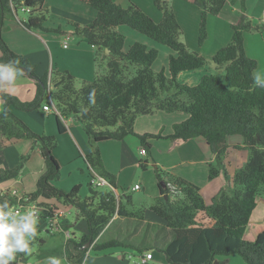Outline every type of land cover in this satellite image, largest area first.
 <instances>
[{
	"label": "trees",
	"instance_id": "16d2710c",
	"mask_svg": "<svg viewBox=\"0 0 264 264\" xmlns=\"http://www.w3.org/2000/svg\"><path fill=\"white\" fill-rule=\"evenodd\" d=\"M80 1L93 9L96 16L87 25L72 23V34L93 47L96 57L100 53L106 58V74L96 76L91 82H83L76 89L75 79L69 72L36 75L34 66L14 53L2 38L5 17L18 12L21 5L30 8L26 21L21 22L24 28L63 34L59 29L44 27L48 19L47 10L43 8L44 0H0V76L19 72L34 80L36 87L31 102H21L0 92L3 101L0 150L6 143L30 142V147L19 157L14 168L0 170V185L18 177L37 147L45 169L36 181L35 190L25 197L28 202L57 200L64 207L75 208L77 219L85 222L87 233L80 238L72 235L65 241L61 234L56 235L59 245L54 256L63 264H88L85 257L89 248L94 252L113 248L135 249L133 245L115 239L92 243L114 216L132 217L144 212L143 209L135 213L127 210L131 205V193H125L116 177L104 169L97 144L134 136L145 150L146 158L151 148L150 139H169L173 145L188 140L204 141L214 156V165L208 164L207 180L215 179L220 173L225 180V186L208 205L204 203L198 186L155 167L158 196L149 210L173 234L163 250L166 262L213 264L219 256L237 255L245 264H264V213L262 223L247 232L257 203H264V197L260 196L262 190L264 192V82L254 81L257 62L246 55L244 48V33L259 31L264 25L254 24L246 16L244 0H240L238 20L229 23V43L211 58L216 74H205L192 86L179 83L178 75L204 68L207 62L178 40L181 27L167 1H154L161 14L158 23L135 5L122 8L113 0ZM182 1L198 8L197 45L202 47L207 39V17L220 15L224 0ZM122 26L169 48L174 55L168 59L167 70L152 72L157 52L144 45L134 43L124 52V36L117 32ZM105 50L109 51L107 56L103 54ZM126 65L137 67L135 76L130 79L124 76ZM48 95L59 112V116H55L58 134L65 132L61 118L71 117L80 123L92 147L84 158L85 162L107 181L111 189L96 191L89 182V196L81 199L79 185L73 186L69 192L53 185L59 177V166L52 156L55 137L34 132L11 111V108L37 110L43 99L48 100ZM158 111L179 112L187 118L174 124L172 134L167 137L134 133L137 117ZM232 135L242 137V145L233 149L247 152V160L239 169L229 172L223 161L229 149L227 137ZM146 166V159L139 164L142 170ZM112 189H120L122 195L117 198ZM21 199L18 200L9 190L0 193V222L11 208L23 202ZM39 206L49 213L60 210L46 203ZM87 243L89 245L85 248ZM24 254L17 249L11 253L14 259L9 261L27 264L29 257Z\"/></svg>",
	"mask_w": 264,
	"mask_h": 264
},
{
	"label": "crops",
	"instance_id": "0c3cea01",
	"mask_svg": "<svg viewBox=\"0 0 264 264\" xmlns=\"http://www.w3.org/2000/svg\"><path fill=\"white\" fill-rule=\"evenodd\" d=\"M47 1L48 0H44L43 2L44 8L48 4ZM59 1L60 0L51 1L53 5V10L56 11L55 6L57 3H59ZM154 1L155 0H133V3H131V1L129 0H113L114 3L121 6L122 8H128L130 5H135L141 11L147 13L146 15H148L153 21H155L154 17L160 20V14L158 12L156 13V11H153L154 9L152 8V3H154ZM232 1L233 0H224V6L222 8V11L220 15L216 16L217 18H221L223 22L226 21L228 26L229 23L236 22L239 17L240 7L239 5L237 6V2L233 3ZM245 2L247 6L246 12L249 17L256 18L260 16L258 20L264 21V0H245ZM63 5L65 9H61L59 13H65L66 18L68 17L69 21L72 23H76L80 26H83L91 23L95 19V11L88 7L86 4L82 3L80 0H63ZM181 8L185 12H187L189 21L192 20V24L195 23L196 18L198 21L199 12L197 11L198 9L194 7V5L184 2L183 7ZM145 9H148L149 13L146 12ZM47 10L49 12V8H47ZM18 12L28 15V13L22 11ZM18 12L9 14L5 17L2 28V38L14 53L21 55L34 66L36 75L42 76L43 74L47 73V69H50V67H52L53 69H56L57 72H69L74 77V79H79L80 81H82V83L93 81L94 77H96L94 76L95 67L99 64L100 57L103 55L99 53L96 57L95 49L89 46L83 39L73 35L72 32L66 34L64 33L65 35L48 32L50 34L45 33L42 35L38 32L39 30L30 31L24 28L21 22L26 21L27 17H20L18 15ZM174 14L181 29L184 28V24L182 23H186L185 18L178 16L176 12H174ZM46 28L55 29V26H48ZM129 30L130 31L125 30L119 32L120 30L118 31L117 29V32L123 35L125 38H132L133 43H137L138 39H136L132 33L134 31H132L131 29ZM197 33L198 24L195 25L194 37L196 43L194 45L190 42L188 44V47L190 49H193L192 51L198 53L202 58L204 57V55L212 58V56L225 45V42H223V40L218 41L214 48H212V50L206 51V43H204L202 47H198L196 40ZM52 34H58V36L55 37V35ZM64 45H66V47H64ZM204 51L206 52V54L204 53ZM103 54L107 56L105 51L103 52ZM103 60H106V58H103ZM201 69L195 71H188L186 73L187 75L184 72L180 73L179 75L182 76L185 74V76H187L186 79H188V81L190 80L191 76L198 75V77L201 78L203 75H205L202 74L203 71ZM254 72V81L256 83H259L255 80ZM198 77H194V80L192 82H187V84L193 86L196 83L197 79H200ZM0 92L14 96L21 102H30L35 97V81L27 78L19 72H15L6 76H0ZM42 106L39 110L42 112L45 118L43 123V133L46 135H55V133L57 132L55 116L57 115L52 111H43ZM2 107L3 101L0 100V111L2 110ZM12 109L13 108H11V111L15 116L21 119L33 131H35V126H33L28 121V114L19 113ZM51 115H53L54 122L50 121L49 119ZM186 118L187 116L185 114L179 112L165 113L158 111L150 115H143L137 117L133 125V131L137 135L151 134L167 137L172 134V126L176 123L184 121ZM64 120L65 119L61 118V122L65 128V132L62 134L57 133V135L58 137H65L71 145L75 144L80 157H82L85 162V156L89 154L92 150V147L89 146L88 138L85 135L82 127L77 126L71 117L68 118L70 122L68 124ZM107 142L109 141L101 142L99 144H106ZM113 142L118 144L112 145V147L118 148V153L114 152L113 156L110 158L111 160H108V158H104V149L99 148L101 153L100 156H102L101 159L104 169L108 173L116 177V182L125 190V193L141 192L143 190L141 183L133 182L134 175L136 173V167H139L140 162H142L143 158H145V155H142L140 153V150L142 148L140 147L139 140L134 136H127L120 141ZM226 142L229 149L223 163L227 165V170L231 172L235 169H239L244 164V162L240 161L238 157L237 159L239 161H235V154H240L241 152H243V150L237 151L233 149V147L236 145H242V137L239 135L228 136ZM149 144L151 145V148L153 146H156V148L158 149V154L151 153V164L155 167H160L161 170L167 173L183 178L188 182L198 186L200 190V195L202 196L203 201L206 205H208L210 203L211 198L215 196L219 192V190L225 186V180L222 173H220L218 177L211 181L207 180L208 164L214 165V156L211 154L209 147L204 141L188 140L184 143L173 145L169 139L161 138L160 140L153 139L149 142ZM29 147L30 143L25 140L13 143H6L2 151L0 150V170L14 168L19 162V157L23 153H25ZM44 169V162L42 156L40 155L39 149L37 147H34L32 157L25 163L23 171L24 174L22 175V178L18 176L13 180L1 184L0 193L9 190L11 191L12 195H15L17 197V199H20L22 197L27 199V197L25 196L35 190L36 181L42 175ZM129 170H132V173H129ZM55 182H53V185L55 184ZM135 184H138L140 186V190H132V187ZM41 203L53 205L57 209H60L62 211L64 208H66L62 206L59 202L54 200L44 201L42 199H38L35 202L23 204V209H29L31 211H33L34 209L35 211L37 210L36 219H34L32 216H29L28 218L20 217L21 213L18 215L8 214L7 217H5L0 222V224H4L7 220H13L16 216L18 217L17 220L14 219V221L10 223H5L8 227L14 229L13 232L8 234L7 240L9 246L15 245L17 234H19L20 238L27 245V249H25L24 253H27V251L30 250L29 242L32 240V238L34 240L37 239V241H39V246L41 247V249H39V252L37 253L38 259L34 263L27 262V264H63L59 258L57 259L56 256H54V254L57 253L59 245V240L56 237V233L49 231V234H46V238L48 240L46 242L44 238H37L35 235L37 231L35 232L33 230L34 226L32 225V222L39 221L40 219H45V210L43 209V207L39 206ZM132 207L133 206L131 204L127 208V210L129 212L134 213V210H131ZM149 208L150 207L141 208L144 210L142 215L139 214L137 216L132 217L114 216L105 226L104 230L100 233V235L96 238V243L115 239L133 245L135 247V250L138 251V249L140 248L137 246L136 241L137 239L141 238L138 236L139 233L143 231L144 236L142 237H148L146 238V243H144L143 246L147 247V242L151 239L155 243L164 242L167 244L169 241L172 240L173 234L169 229L164 226V223L149 210ZM39 209L41 210V212L39 211ZM263 213L264 211L262 209L260 211V214L257 215V220H254L253 217H251L248 228L252 229L253 227L260 225L262 223L261 216L263 215ZM61 223L64 226H66L67 224L68 228L73 226V224L69 223L65 218L61 220ZM26 224L30 225L31 231H22L24 225ZM157 228L164 229V231L161 232L162 234L159 237L155 236V229ZM68 231L69 230H67V232ZM149 232H151V234H148ZM17 249L18 248H14L13 252ZM108 250H113L114 255L117 256V264H119V262L120 264H124L123 261L125 255H127L126 250L130 251L132 249L113 248ZM91 252L94 251L89 248L86 253L87 258H89ZM148 252H150V249L146 252H140L138 260L134 261L133 264H148L149 261H152L154 259L153 255L150 260H144V255ZM127 258L131 260L134 259L132 256H130V254ZM217 261L219 264H225L227 262L224 260ZM9 264L16 263L10 262Z\"/></svg>",
	"mask_w": 264,
	"mask_h": 264
},
{
	"label": "rangeland",
	"instance_id": "374dc122",
	"mask_svg": "<svg viewBox=\"0 0 264 264\" xmlns=\"http://www.w3.org/2000/svg\"><path fill=\"white\" fill-rule=\"evenodd\" d=\"M51 1H53V0H48L47 1L48 4L46 5V7L45 8L43 7L46 10H47V8H49V12L47 10V16H48L47 21L48 22L46 21V23H44V27L46 28L48 26H55V29H59L62 31L63 34H61V35H65L66 33L72 32V30H73L71 28L72 22L69 21L68 17L66 18L65 13H59V11L61 9H65L63 7L64 6L63 0H60L59 3L56 4V6H55L56 11L53 10V5H52ZM129 1H131V3H133V0H129ZM165 1H167L168 6L172 9L173 12H176L178 14V16L185 18L186 23H182V24H184V26L182 25L184 28L181 29V35L178 37V40L181 43H183L190 51H192L193 49H190L188 47V44L191 42L192 44L195 45V43H196L195 37H194L195 25L199 23V16H198V21L196 18L195 23L192 24V20L189 21V17H188L187 12H185L181 8L184 5V2L182 0H165ZM232 2L233 3L237 2L236 3L237 6L238 5H239V7L241 6L240 0H233ZM244 4H245V10H246L247 6H246L245 0H244ZM194 7H196V6H194ZM152 8L154 9L153 11H156V13L158 12V10L154 6V3H152ZM192 9H194V8H192ZM196 9H198V8L196 7ZM145 10H146V12L149 13L148 9H145ZM158 13L160 14V12H158ZM145 14H147V13H145ZM239 14H240V10H239ZM245 14L254 24H257V25L263 24L264 25V21L258 20V18H260V16L256 17V18L255 17L250 18L249 15L247 14V12H245ZM18 15L20 17H23V18L28 17L27 14H23L20 12H18ZM160 19H161V14H160ZM154 20H155L154 21L155 23H158L160 21L156 17H154ZM180 21H181V19H180ZM232 23H234V22H232ZM190 26H193V27H190ZM206 28H207V39L205 41L206 51L212 50V48H214V46L216 45V43L218 41L223 40V42H225L224 46H226L229 43L230 38H231V30H230L229 26L227 25L226 21L223 22V20L221 18H217V17L209 15L207 17ZM117 29H118V31L120 30L119 32L125 31V30L130 31L126 27H119ZM38 32L42 35L45 33H48V32H40V31H38ZM50 33H54V32H50ZM50 33H48V34H50ZM132 33H133L134 37L136 39H138L137 43L144 45L148 50H155L157 52V58L155 59V61L153 62L152 66H151L152 72L158 73L161 70L166 71L168 59L171 55H174V53L169 48H167L166 46L157 44V43L153 42L152 40H149L148 38H146L140 34H137L134 32H132ZM52 35H55V37L58 36V34H52ZM196 40H197V37H196ZM132 44H134L132 41V38H130V37L125 38L124 37L123 51L126 52ZM244 48H245L247 56H249V58H252L257 62V69L254 72L255 80L259 83L264 82V27L261 28L259 31H250V32L244 33ZM192 52H194V51H192ZM204 53L206 54L205 51H204ZM103 58L104 57L101 56L99 64L96 65L94 76L106 74V60H103ZM203 59L207 62V64L204 68L201 69L203 71L202 74H213V75H215L216 71L214 70V65L211 62V57L204 55ZM55 71H56V69H53L52 67H50V69H47L46 72H47V75L50 76V74L54 73ZM136 71H137L136 66L126 65V69L124 71L125 78L126 79L132 78L133 76H135ZM184 73L186 74L187 72H184ZM185 74L182 76L181 75L178 76L177 81L179 83H181V84L186 83L187 84V82H192L194 80V77H196V78L198 77V75L191 76L190 80L188 81V79H186L187 76H185ZM198 78H200V77H198ZM198 81H199V79H197V81L194 85H196L198 83ZM81 83H82V81H80L79 79H75L74 80L75 88L76 89L80 88ZM47 103H48V100L43 99L41 106L43 104H47ZM40 107L37 110H32V111H22V110L15 109V108H13L12 110L17 111L19 113L28 114L29 115V116H27L28 121L33 126H35L34 132H36L40 135H42V134L46 135L43 133V123H44L45 118H44L42 112L39 110ZM49 119H50V121L54 122L53 121L54 120L53 115H51ZM72 120L76 123L77 126H81L77 120H74V119H72ZM64 121L67 122V124L70 123L68 118L65 119ZM57 133L58 132H56L55 135H47V136H54L55 137V148L52 151V156L56 160V162L58 163V166H59V177H58V180L55 182L54 186L65 191V192H69L73 186H75V185L80 186L81 185L78 196L81 199H83V198L89 196L87 184L90 182L92 170H90V168L85 164L83 158L80 157L79 152H78L75 144H73L74 146L71 145L65 137H58ZM129 139H132V138H129ZM151 140H153V139H150L149 142ZM27 142H29V141H27ZM115 144H116L115 142L109 141L106 144H99V145L97 144V147H98L99 152H100L101 148L104 149L103 157L108 158V160H109L113 156L114 152L118 153V148L112 147V145H115ZM116 145H118V144H116ZM89 146L91 147L90 143H89ZM151 153L158 154V149L156 148V146H153L152 148H150V152L147 155V157L143 158V161L145 159L147 160L146 169L142 170L140 167H136V173L134 175V181L133 182L141 183L143 190L139 193H131V204L133 206L131 210L132 211L134 210L133 211L134 213L141 208H145V207L147 208V207L153 206L155 204L154 198L157 197V195H158L157 180L155 177V169L156 168H155V166H153L151 164ZM235 156H236L235 161L240 160L242 162H245L247 160V152H245V151L241 152L240 154H235ZM237 157L239 160L237 159ZM24 167H25V164L23 165V168L18 175V176H20V178H22V175L24 174V172H23ZM129 173H132V170H129ZM107 188L108 187H101V188H95L94 187V190L104 191ZM117 193L120 196L122 195L120 189H118ZM260 196H262V198L264 197L263 190L260 193ZM54 201H57V200H54ZM122 201H124V200L122 199ZM57 202H59V201H57ZM23 204H24L23 202L18 203V205L14 206V208H21V206ZM262 209L264 211V203L258 202L256 209H255V211L251 217H253L254 220L256 218H258L257 215L260 214V211ZM39 211L41 212L40 209H39ZM63 211L65 213V219L69 223H72L73 226L68 228L67 224H66V226H64L60 221L61 228L64 231L69 230L68 231L69 235L72 236V234H73L75 238H80L82 235L86 234L85 222L81 219H79V220L77 219L75 208L66 207L63 209ZM35 212H37V210ZM68 212H69V214H68ZM30 215H31V212L29 211V209L28 210L22 209L20 217L28 218ZM262 216H261V219H262ZM9 218H10V216H9ZM33 218L36 219L37 216L33 217ZM14 219L17 220L18 217L16 216V217H14ZM14 219L13 220H7L5 223H10V222L14 221ZM32 223H33L32 225L34 226L33 230L35 232L37 231L35 233L36 237L37 238L38 237L44 238L47 242L48 240L46 238V231H49L50 229L48 227L46 215H45V219H40L39 221H34ZM254 223H256V222H254ZM251 227H252V225H251ZM251 230H252L251 228H248L247 232L250 233ZM162 231H164L163 228L155 229V236L159 237L162 234L161 233ZM146 234H147V231H146ZM148 234H151V232H149ZM61 235L63 236V240L65 241L66 238H65L64 234H61ZM142 236H144L143 231L140 232L139 236H138L141 238L137 239V241H136V244L140 249H138V251L135 249H132L130 251L126 250L127 255H125L123 263L124 264H133L134 261L138 260V257L140 256V254H139L140 252H146L147 250L150 249V253H151V255H153L154 259L152 261H149L148 264H167L165 254L163 252V250L165 249V246L167 244L164 242L155 243L151 239V240H148L147 245H146L147 247H150V248H147V247L143 246V244L146 243V240H147L146 238H148V237L147 236L142 237ZM39 245L40 244H39V241H37V239L34 240L32 238V240L29 242V249L30 250L24 254V256L29 257V259L27 260L28 263H34L38 259L37 253L39 252V249H41V247ZM26 249H27V247H26ZM129 254H130V256H132L134 258L133 260L127 258ZM40 255H43V254H40ZM116 260H117V256L114 255L113 250H107V251H102V252H91L89 255V258H87V256H86L85 262L88 264H117ZM217 260L227 261L225 264H245L242 261V259L237 255H231L229 257L219 256L217 258ZM217 260H215V261H217ZM10 262L11 261H9V263ZM15 263L18 264L17 262H15ZM119 264H120V262H119Z\"/></svg>",
	"mask_w": 264,
	"mask_h": 264
},
{
	"label": "built area",
	"instance_id": "2783aa9c",
	"mask_svg": "<svg viewBox=\"0 0 264 264\" xmlns=\"http://www.w3.org/2000/svg\"><path fill=\"white\" fill-rule=\"evenodd\" d=\"M30 10V8L28 6H25V5H21V7L19 8V11H22V12H25V13H28ZM13 13H16V12H13ZM64 47H66V45H64ZM49 103V104H48ZM48 103L47 104H44L42 106V110L45 111V112H49V111H52L54 112L57 116H59V112L58 110L54 107L52 101H51V98H50V95H48ZM140 153L142 155H145V150L142 148L140 150ZM90 183L92 184L93 187L95 188H101V187H108L111 189V187L109 186V184L107 183V181L102 178L101 176H99L96 172H94L92 170V174H91V178H90ZM132 190L133 191H138L140 190V186L138 184H135L133 187H132ZM112 191L115 193V195L117 194L115 190L112 189ZM116 197L118 198V194L116 195ZM21 199V198H20ZM18 199V200H20ZM21 201H23L24 204H29L28 200L25 199L23 197V199H21ZM23 206H21V208H11L9 211H8V214H12V215H18L21 213L22 209H23ZM44 209V208H43ZM45 210V209H44ZM31 212V215L32 217H36V212H35V209L33 211L29 210ZM44 213H46V219H47V222H48V227H49V231L51 232H55L56 234H64L66 240L70 237L69 233L67 231H64L61 226H60V221L62 219L65 218V213L64 211L62 210H59V211H54L53 213H49L47 211H44ZM69 214V212H68ZM96 243V240L92 243V245ZM152 257L151 253L148 252V253H145L144 255V260H150ZM142 260V261H144Z\"/></svg>",
	"mask_w": 264,
	"mask_h": 264
},
{
	"label": "clouds",
	"instance_id": "9594fccd",
	"mask_svg": "<svg viewBox=\"0 0 264 264\" xmlns=\"http://www.w3.org/2000/svg\"><path fill=\"white\" fill-rule=\"evenodd\" d=\"M13 231L14 229L8 227L6 224H0V264H8L9 260L14 259L11 255L14 248H18L21 252H23L27 247L20 238L19 234H17L15 245L9 246L7 236ZM22 231H31L30 225H24ZM4 257H6V259H4Z\"/></svg>",
	"mask_w": 264,
	"mask_h": 264
},
{
	"label": "water",
	"instance_id": "95a60500",
	"mask_svg": "<svg viewBox=\"0 0 264 264\" xmlns=\"http://www.w3.org/2000/svg\"><path fill=\"white\" fill-rule=\"evenodd\" d=\"M105 53L108 55L109 54V51L108 50H105ZM165 199H166V196H164ZM88 243L85 245V248L88 247ZM213 264H219L217 261H214Z\"/></svg>",
	"mask_w": 264,
	"mask_h": 264
}]
</instances>
